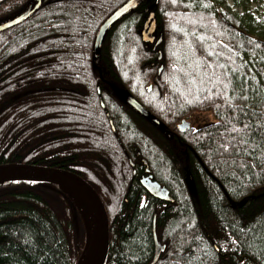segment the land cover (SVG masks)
Here are the masks:
<instances>
[{
    "label": "trees",
    "instance_id": "trees-1",
    "mask_svg": "<svg viewBox=\"0 0 264 264\" xmlns=\"http://www.w3.org/2000/svg\"><path fill=\"white\" fill-rule=\"evenodd\" d=\"M124 1L42 0L0 31V164L60 167L88 181L108 215L105 264H149L153 225L165 244L154 264H264V4L142 0L106 30L96 65V29ZM28 4L0 0V22ZM149 12L158 45L141 37ZM177 44L203 58L200 68L218 69L183 100L170 81L174 71L189 79ZM200 112L211 117L194 125ZM148 173L173 202L143 189ZM85 231L54 184L0 185V264H75Z\"/></svg>",
    "mask_w": 264,
    "mask_h": 264
},
{
    "label": "water",
    "instance_id": "water-1",
    "mask_svg": "<svg viewBox=\"0 0 264 264\" xmlns=\"http://www.w3.org/2000/svg\"><path fill=\"white\" fill-rule=\"evenodd\" d=\"M142 0H126L122 4L116 7V9L106 16L103 23L98 27L96 35L93 40L92 52H94V57L99 54V49L102 44L103 36L106 33V30L119 18L127 14V12L135 9L137 5ZM42 4V0H29V4L24 10L20 12L19 15H16L9 20L0 22V31L6 30L11 26L17 25L29 18L33 12H35ZM141 37L145 42L152 43L155 39V20L153 19V13L149 12L146 22L142 28ZM155 45L160 43L161 37L157 38ZM93 57V58H94ZM161 58L159 55L158 59ZM162 65L158 68V71L161 72ZM150 88V87H149ZM117 94L121 95L126 103L141 117L147 120L150 124L158 125L157 118L150 114L143 104H140L136 98L133 96H128L124 94L121 90H116ZM100 105L104 106L101 101ZM158 123V124H157ZM162 125V124H160ZM190 123L187 120H182L178 124V130L183 132L185 129L189 128ZM165 132V131H164ZM149 169L147 168L146 171ZM17 181H42L45 183H52L58 188L62 189L68 194L70 198L73 197L69 192L66 191V188L73 189L80 198L85 202L89 207L91 212V218L89 217V224L85 223L86 227V238L84 242V247L81 250L79 257L75 264H105L107 259V252L109 248V222L107 218V212L103 202L100 200L98 193L94 190L93 186L90 185L83 177H80L73 171H68L63 168H56L53 166H43L36 165L33 163H6L0 164V185L7 184L9 182ZM140 183L152 197L159 199L163 202H173V199L170 197L168 189L160 185L156 180L154 181L151 175L142 177ZM73 202L75 203L74 199ZM76 207L77 204L75 203ZM78 208V207H77ZM79 211V209H78ZM80 213V211H79ZM153 242H155L154 256L149 262V264H154L159 255L164 251L165 244H162L161 241L157 240L156 233L154 231L153 225Z\"/></svg>",
    "mask_w": 264,
    "mask_h": 264
},
{
    "label": "rangeland",
    "instance_id": "rangeland-1",
    "mask_svg": "<svg viewBox=\"0 0 264 264\" xmlns=\"http://www.w3.org/2000/svg\"><path fill=\"white\" fill-rule=\"evenodd\" d=\"M249 3H251L255 8H260L263 6L264 4V0H248ZM230 6L228 5L229 9L230 10H235L236 8H238V6L236 4H232V3H229ZM26 8V7H25ZM24 8V9H25ZM113 12V11H112ZM3 22V21H2ZM103 23V22H102ZM100 23V25L102 24ZM99 25V26H100ZM113 25V24H112ZM111 25V26H112ZM98 26V27H99ZM110 26V27H111ZM97 27V29H98ZM109 27V28H110ZM108 28V29H109ZM97 29H96V32H97ZM182 30V29H181ZM107 32V31H106ZM106 34V33H105ZM96 35V33H95ZM105 36V35H104ZM103 36V38H104ZM95 37V36H94ZM188 37V35H187ZM186 38V37H185ZM155 40L152 42L154 43L155 41H157L158 39L154 38ZM94 40V39H93ZM103 40V39H102ZM103 42V41H102ZM118 44H120V41L117 40ZM215 44V43H214ZM186 46V47H185ZM177 47V52H176V55H175V58L177 59L178 63H179V66L181 65L182 69L181 70H186L187 72V77L189 79L186 80V82H181L178 78V73L177 72H172L171 74V83H174V85L179 89L180 91V97L182 99V97L184 98V96H186V94H194V92H198L200 91L199 89H202L203 86L205 85H208L206 84V82H210L212 79V75L215 74L216 71H218V69H215L214 68H211V67H205L204 69L203 68H200L201 67V64H202V61H203V58H200V57H196V55H193V51L194 50H191L190 47H188V45H185L183 44V46H180V45H176ZM100 50V49H99ZM94 53V52H92ZM182 53V56L181 54ZM99 55H100V52L97 56H95L92 60V63H95L97 65V61L99 59ZM193 55V56H192ZM116 61H117V58H116ZM119 62V61H118ZM124 64L123 63H120L119 62V66H120V69L123 67V69H126L125 66H123ZM161 72H159L158 74H160ZM100 76L102 78V74L101 73H98L97 77ZM207 77V81L205 80V78ZM211 79V80H209ZM185 80V79H184ZM205 80V82H203ZM111 87H113V85L109 84ZM108 85V86H109ZM150 87H151V84H149ZM148 85V87H149ZM224 87V86H223ZM98 94L100 99H101V95H100V91H99V88H98ZM139 97L142 98V99H146L145 97H148L147 93H145L143 90L142 92L139 94ZM187 97V96H186ZM99 99V100H100ZM183 100V99H182ZM139 102V101H138ZM169 102V100H168ZM101 103L103 104L102 100H101ZM170 103V102H169ZM104 105V104H103ZM103 108L105 107L102 106ZM151 114V113H150ZM76 114L73 113L72 115V120L74 121V123H77L78 121H80L79 117L75 116ZM106 116H108V114L106 113ZM109 117V116H108ZM211 117V114L206 112V113H198L196 115V120L194 121V125L196 123H200L202 121H205L206 119H209ZM192 117H191V122H192ZM180 123V122H179ZM111 126H112V120H111ZM172 129L174 131H176L178 133V130L174 127H172ZM166 133V132H165ZM168 134V132H167ZM170 135V134H168ZM144 163V162H143ZM132 165V164H131ZM132 167V166H131ZM135 173V172H134ZM60 189V188H59ZM70 198V197H69ZM72 200V205H73V208L76 207L75 203L73 202V199L70 198ZM71 203V202H70ZM74 203V204H73ZM75 205V206H74ZM77 209V207H76ZM106 211V210H105ZM67 214H69L68 218L71 217V221H72V218H73V215H71L70 211L66 210L65 211ZM67 218V217H66ZM107 218H108V215H107ZM83 221L82 220V224H83ZM85 225V223H84ZM155 227V226H154ZM108 232H109V228H108ZM85 238H86V231H85V237H84V242H85ZM83 247H84V243H83ZM82 247V249H83Z\"/></svg>",
    "mask_w": 264,
    "mask_h": 264
},
{
    "label": "bare ground",
    "instance_id": "bare-ground-1",
    "mask_svg": "<svg viewBox=\"0 0 264 264\" xmlns=\"http://www.w3.org/2000/svg\"><path fill=\"white\" fill-rule=\"evenodd\" d=\"M66 191L70 193V195L73 197L75 203L77 204V207L84 217L85 223L89 224V217L91 216V212L89 207L85 204V202L80 198V196L75 192L72 188H66ZM91 218V217H90Z\"/></svg>",
    "mask_w": 264,
    "mask_h": 264
},
{
    "label": "snow or ice",
    "instance_id": "snow-or-ice-1",
    "mask_svg": "<svg viewBox=\"0 0 264 264\" xmlns=\"http://www.w3.org/2000/svg\"><path fill=\"white\" fill-rule=\"evenodd\" d=\"M173 2H175V0H173Z\"/></svg>",
    "mask_w": 264,
    "mask_h": 264
}]
</instances>
